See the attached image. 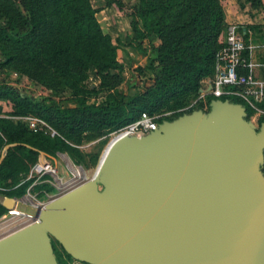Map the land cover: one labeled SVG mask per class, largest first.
I'll use <instances>...</instances> for the list:
<instances>
[{
	"label": "water",
	"instance_id": "obj_1",
	"mask_svg": "<svg viewBox=\"0 0 264 264\" xmlns=\"http://www.w3.org/2000/svg\"><path fill=\"white\" fill-rule=\"evenodd\" d=\"M210 109L117 139L94 177L102 188L87 181L49 202L0 240V264H57L49 236L87 264H264V123L255 136L239 105Z\"/></svg>",
	"mask_w": 264,
	"mask_h": 264
},
{
	"label": "trees",
	"instance_id": "obj_2",
	"mask_svg": "<svg viewBox=\"0 0 264 264\" xmlns=\"http://www.w3.org/2000/svg\"><path fill=\"white\" fill-rule=\"evenodd\" d=\"M221 1H138L131 35L126 39L147 58L145 69L152 85L128 95L119 89L124 81L117 56L120 41L103 31L97 19L99 10L91 0H0V68L53 92L69 90L76 104L74 108L60 107L51 98L23 97L0 84V101L11 104L10 116L37 118L56 133L52 137L30 131L0 114V155L4 146L18 144L9 149L0 165V194L21 198L26 193L35 178L22 184L19 179L38 162L39 152L50 157L56 152L79 156L76 147L83 141L107 138L143 113L158 116L160 125L200 110L201 81L214 76L216 54L228 27ZM248 2L253 10L262 7V0ZM112 3L120 5L117 0H108L107 5ZM254 29H238L246 44ZM144 40L149 50L142 48ZM89 76L98 81L97 86H87ZM101 93L106 94L103 101L88 103ZM217 100L241 105L246 120L255 114L234 98L207 97L205 111ZM259 107L264 110V104ZM263 123L261 116L258 124ZM31 189L42 191V195L52 191L44 184ZM7 212L0 204V217Z\"/></svg>",
	"mask_w": 264,
	"mask_h": 264
},
{
	"label": "rangeland",
	"instance_id": "obj_3",
	"mask_svg": "<svg viewBox=\"0 0 264 264\" xmlns=\"http://www.w3.org/2000/svg\"><path fill=\"white\" fill-rule=\"evenodd\" d=\"M107 1L108 0H91L94 8L100 10L97 14V19L104 32H110L113 35L123 32L124 30L131 32L129 22L133 18L134 10L139 0H117L120 2V5L115 4L114 8L108 5V10H105L102 6H104ZM221 4L225 13V21L229 20V22L233 23L235 20L239 24L236 25L238 29L244 26L256 27V29L251 31L252 40L249 42L256 47L253 50V56L256 59H261L264 53L262 48L264 45V0H262V7L258 10H253L248 0H222ZM246 7H248L247 11H245ZM111 18L115 20V25L111 23ZM142 48L146 50L150 49L147 40L143 41ZM117 56L123 67L122 72L124 77V81L119 89L128 95L143 92L146 87L152 83V80L149 79V73L145 69L147 66L145 55L126 40L124 43L119 44ZM138 69H141L142 73H140ZM0 84L10 86L23 97L27 96L34 100L51 98V102L60 107L74 108L76 106V104L72 103L74 98L69 90L64 89L53 92L38 86L29 81L25 76H21L8 68H0ZM86 84L90 88L92 86H97L98 81L94 80L92 76H89ZM105 96V93L93 96L88 100V103L98 104L104 100ZM195 102L196 101H193L192 103L194 104ZM202 102V108L195 111L206 112L203 118L207 120L209 119V114L212 109L209 108L208 111H205L207 107L205 101ZM239 107L244 109L241 105H239ZM0 108L1 117L5 119L24 124L33 132H41L52 137L56 135L55 131L42 120L30 117L32 119L29 121L24 118L10 116L12 112L11 104L7 101H0ZM191 114L192 113L188 115ZM261 116L263 115L255 113L250 119L246 120L242 115V121L245 123L247 129L255 136H258L260 133L261 125L258 124V119ZM110 135L107 138L100 137L92 141H83L76 147L79 156L72 157L68 153L56 152L53 156L55 161L51 158H45L46 168L40 173H36L37 166L41 165L38 156V162L30 169L29 173L22 175L19 179V183L22 184L29 179L35 178L34 183L27 189L26 193L21 198H15V209L8 211L0 217V240L36 223V213L52 200L68 193L87 181L94 180L100 165V160L103 158L102 156H104L112 140ZM256 165L257 173L264 180V155L263 161L257 162ZM77 170L81 171L83 175L82 178H76L74 175V171ZM93 183L98 190L102 188L98 179L94 180ZM41 184L49 186L52 188V191L42 195V191L39 192L31 189L33 186ZM3 198L4 195L0 194V201H2ZM49 241L57 264H87L76 261L71 257L68 258L59 243L50 236Z\"/></svg>",
	"mask_w": 264,
	"mask_h": 264
},
{
	"label": "built area",
	"instance_id": "obj_4",
	"mask_svg": "<svg viewBox=\"0 0 264 264\" xmlns=\"http://www.w3.org/2000/svg\"><path fill=\"white\" fill-rule=\"evenodd\" d=\"M251 34L252 32L250 36ZM221 44L222 48L215 58L214 76L201 81L198 100L206 101L207 97L234 98L264 116V110L259 107L264 104V53L261 59H256L253 56L256 47L250 42L246 44L234 25L227 27ZM262 48L264 51V45ZM24 119L30 121L32 118ZM157 119L158 116L143 113L137 121L112 133L111 142L122 138L140 139L148 136L158 129ZM41 171L38 165L36 173Z\"/></svg>",
	"mask_w": 264,
	"mask_h": 264
},
{
	"label": "crops",
	"instance_id": "obj_5",
	"mask_svg": "<svg viewBox=\"0 0 264 264\" xmlns=\"http://www.w3.org/2000/svg\"><path fill=\"white\" fill-rule=\"evenodd\" d=\"M108 2V1H107ZM107 2H105L106 4L104 5V6H102V8L103 9H105V10H108L107 8L109 7V6H112L113 8L115 7V3H112L111 5H107ZM94 7V6H93ZM247 8L248 7H246V9H245V11H247ZM103 11V10H102ZM101 11V12H102ZM99 12H100V10H99ZM111 20H112V24L113 25H115L116 24V22H115V20L113 19V18H111ZM131 21H132V19H131ZM131 21L129 22V26H130V24H131ZM118 23V22H117ZM237 23V24H236ZM250 23V22H249ZM226 24H227V26H231V25H234V26H236V25H239L238 24V22H236L235 20H234V22L233 23H231V22H229V20H226ZM250 25H252V24H250ZM131 28V27H130ZM104 31V30H103ZM130 31H123V32H119V33H117V34H115V35H113L112 33H110V32H108V34L112 37V39H116V40H119L120 41V43H124L127 39V37L128 36H130L131 35V32L129 33ZM129 43L130 44H132V45H134L135 46V44L134 43H131L130 41H129ZM119 60V59H118ZM145 61H147V58L145 57ZM148 63V62H147ZM144 67V66H143ZM152 85V83L149 85V86H151ZM148 86V87H149ZM147 88V87H146ZM145 91V90H144ZM143 91V92H144Z\"/></svg>",
	"mask_w": 264,
	"mask_h": 264
},
{
	"label": "bare ground",
	"instance_id": "obj_6",
	"mask_svg": "<svg viewBox=\"0 0 264 264\" xmlns=\"http://www.w3.org/2000/svg\"><path fill=\"white\" fill-rule=\"evenodd\" d=\"M115 141H117V140H114L113 143H111V144L109 145V147L106 149V152H105L103 158L101 159V162H100L99 168H98V170H97V172H96V175H97V174L99 173V171L101 170V168H102V166H103L105 160L107 159V157H108V155H109V153H110V151H111V147L115 144ZM45 168H46V167H44L42 164L39 166V170H41V169L43 170V169H45ZM74 175L76 176V178H77V177H80V178L83 177V175H82V173H81L80 170L74 171ZM96 175H95V177H96Z\"/></svg>",
	"mask_w": 264,
	"mask_h": 264
}]
</instances>
